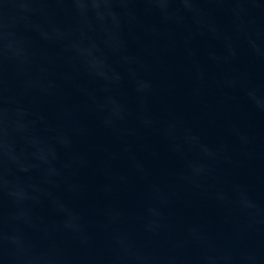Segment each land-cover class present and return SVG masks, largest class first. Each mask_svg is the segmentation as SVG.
Wrapping results in <instances>:
<instances>
[{
	"label": "water",
	"instance_id": "water-1",
	"mask_svg": "<svg viewBox=\"0 0 264 264\" xmlns=\"http://www.w3.org/2000/svg\"><path fill=\"white\" fill-rule=\"evenodd\" d=\"M0 264H264V0H0Z\"/></svg>",
	"mask_w": 264,
	"mask_h": 264
}]
</instances>
